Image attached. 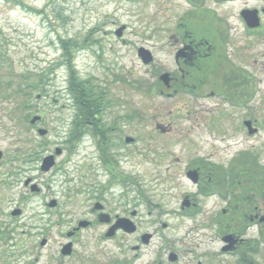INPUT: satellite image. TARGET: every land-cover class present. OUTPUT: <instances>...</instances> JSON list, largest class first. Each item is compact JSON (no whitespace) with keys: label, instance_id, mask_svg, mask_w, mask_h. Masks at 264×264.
<instances>
[{"label":"rangeland","instance_id":"1","mask_svg":"<svg viewBox=\"0 0 264 264\" xmlns=\"http://www.w3.org/2000/svg\"><path fill=\"white\" fill-rule=\"evenodd\" d=\"M157 4L158 0H0V152L5 155L0 165V264H32L39 251L30 237V215L51 199L62 203L61 208H75L64 204V196L93 191L105 176H137L144 186H152L156 177H182L186 164L196 159L213 155L214 160H230L240 154V159L249 160L244 168L237 167L257 177L264 192V24L258 41L238 40L241 53L231 67L243 77L235 91L229 89L234 96L217 92L219 84L204 91H213L215 97L167 98L160 94L164 89L156 87L164 21ZM60 40L78 43L76 78L101 95L98 119L104 128L114 129L104 150L112 162L109 167L99 162V139L90 133L72 152L55 158L50 172L39 170L55 148L65 149L81 123L76 121L66 70L54 67L62 54ZM139 49L150 52L148 65L137 56ZM47 69L52 71L48 80L43 79L44 87L18 94L19 84L37 82ZM34 116L41 120L31 126ZM248 120L257 130L252 136L242 126ZM37 129L47 135L39 137ZM126 137L133 142L125 144ZM31 154L36 172L30 177L40 194L23 186L28 176L22 173L11 186L10 174L28 167ZM177 185L175 194L189 191L184 178ZM256 206L264 208V197ZM15 209L22 211L20 218L10 216Z\"/></svg>","mask_w":264,"mask_h":264},{"label":"flooded vegetation","instance_id":"2","mask_svg":"<svg viewBox=\"0 0 264 264\" xmlns=\"http://www.w3.org/2000/svg\"><path fill=\"white\" fill-rule=\"evenodd\" d=\"M157 6L164 19L160 94L206 99L216 94L204 91L219 84L216 91L225 98L229 89L235 91L243 77L231 67L241 53L237 43L260 38L264 0H158ZM85 125L96 127L97 158L109 167L104 150L114 129L104 128L98 116ZM58 149V157L67 152ZM212 156L186 164L182 177H156L152 186L137 176H105L93 191L64 196V204L75 208H61L54 199L43 202L30 215V237L39 251L32 264H264V208L256 206L264 197L260 182L237 167L246 162L240 154L230 160ZM4 159L1 153L0 165ZM27 160L28 167L10 174L11 186L22 173L28 176L23 186L40 194L32 191L36 185L30 177L35 155ZM181 178L189 191L175 194ZM10 216L20 218L22 211Z\"/></svg>","mask_w":264,"mask_h":264},{"label":"trees","instance_id":"3","mask_svg":"<svg viewBox=\"0 0 264 264\" xmlns=\"http://www.w3.org/2000/svg\"><path fill=\"white\" fill-rule=\"evenodd\" d=\"M59 43L62 54L60 60L58 63H56V65H54V67L64 68L66 70L68 83L70 85L69 94L74 100V105L77 107L78 112L76 121H78V123H82L76 126L74 132L69 136L68 141L64 143L65 149L72 152L80 142L83 135L95 133L96 129L92 128L89 131L88 127L85 125V122H90L97 118V113H100L102 110V102L101 95H98L97 93L94 94L92 88L87 84V82H80L76 78L75 66L73 64L76 49L79 48L78 43H69L65 42L64 40H60ZM50 70L52 71V69L41 71L37 76L38 80L35 83H29L25 80L23 82L24 86L19 84L18 94H28L33 90H39L40 87H44L43 79L45 78L48 80V73ZM248 160L249 158L245 159V161Z\"/></svg>","mask_w":264,"mask_h":264},{"label":"water","instance_id":"4","mask_svg":"<svg viewBox=\"0 0 264 264\" xmlns=\"http://www.w3.org/2000/svg\"><path fill=\"white\" fill-rule=\"evenodd\" d=\"M257 25H249V26L250 27L251 26L253 27V26H257ZM123 30H124V27H121L120 29H118V31L116 32V36L117 37H121V33H122ZM137 56L139 57V59L141 60V62L144 65H148L152 61V56H151L150 52H148L147 50L139 49L138 52H137ZM161 79H163V76L161 77ZM38 121H40V117L35 116V117H33L31 119V121L29 122V124L30 125H34ZM244 127L247 129L249 135H253V134H255L257 132L256 129H252L251 123L249 121H246L244 123ZM46 134H47V131L44 130V129H38L37 130V135L39 137H44ZM130 142H132V139H127L126 140V143H130ZM59 154H60V150L59 149H56L54 155L57 156ZM54 155L47 156L46 158L43 159V161L41 163V167H40V170L42 172L47 173V172H49L54 167V165H55ZM0 158H1V153H0ZM36 189H37L36 186H33L32 187V191H34Z\"/></svg>","mask_w":264,"mask_h":264}]
</instances>
